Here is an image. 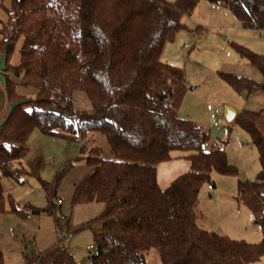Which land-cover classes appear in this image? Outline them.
Masks as SVG:
<instances>
[{"label":"trees","instance_id":"obj_1","mask_svg":"<svg viewBox=\"0 0 264 264\" xmlns=\"http://www.w3.org/2000/svg\"><path fill=\"white\" fill-rule=\"evenodd\" d=\"M0 26V61L6 53L5 92L11 115L0 128V216L7 202L3 178L28 174L23 161L33 130L79 142L104 136L112 158L101 147H81L88 172L74 185L72 204L102 203L104 211L89 223L96 253L90 264H148L159 252L162 264H252L264 256V110L242 111L236 122L258 151L261 169L254 181L239 182L237 200L253 215L262 241L249 244L202 229L200 191L211 174L236 173L226 148L205 149L210 136L179 117L187 89L182 69L161 60L167 42L185 29L184 19L201 1L223 5L245 29L264 32V0H10ZM22 40L19 62L8 64ZM263 81L222 76L239 93L264 92V55L238 46ZM32 87L36 98L18 93ZM86 93L91 111H77L74 95ZM179 151L191 171L161 189L157 167ZM43 183L53 203L61 180ZM38 161L30 172L38 176ZM8 212L23 217L8 198ZM34 213L39 214L38 211ZM72 234V232L70 233ZM4 257L0 251V264ZM24 264H80L60 242Z\"/></svg>","mask_w":264,"mask_h":264},{"label":"rangeland","instance_id":"obj_2","mask_svg":"<svg viewBox=\"0 0 264 264\" xmlns=\"http://www.w3.org/2000/svg\"><path fill=\"white\" fill-rule=\"evenodd\" d=\"M10 8V0H0V26L1 22L7 21L6 9ZM184 22L185 29L166 43L161 56L164 63L178 67L184 73L187 89L179 116L197 123L209 134L206 150L213 145L225 147L228 162L236 169L233 175L213 171L212 190L208 189V183L203 185L198 207L204 215L200 227L236 241L259 244L262 241L261 231L252 223L244 207L238 208L236 199L239 182L254 181L260 172L258 151L236 119L227 122L224 115L228 106L236 111L244 109L247 98L244 93L235 91L222 73L242 75L237 71L243 70L236 66H249L238 46L264 55V32L243 28L230 9L206 1H201ZM21 43L22 40L16 44L9 58L11 66L19 62ZM28 97L36 98L35 95ZM80 143L88 150L95 146L92 138L88 137L81 139ZM28 148L29 153L23 161L28 174L19 180L2 179L7 198V211L0 216L3 264H24L26 256L39 254L57 242L69 250L80 264H90L96 249H87L90 245L95 247L93 232L88 225L100 217L104 204H72L73 185L86 169V162L80 159L83 155L79 142L53 138L35 129L29 137ZM173 155L181 156L183 153L175 151ZM38 161L40 169L35 176L29 172ZM68 165L73 167L61 180L53 200L58 207L55 214L50 215L45 212L50 207V201L43 183L55 182L59 174L66 172ZM8 198L28 215L23 217L9 213ZM71 232L72 237L68 238ZM147 260L148 264H162L156 249L148 252ZM252 264H264V256Z\"/></svg>","mask_w":264,"mask_h":264},{"label":"crops","instance_id":"obj_3","mask_svg":"<svg viewBox=\"0 0 264 264\" xmlns=\"http://www.w3.org/2000/svg\"><path fill=\"white\" fill-rule=\"evenodd\" d=\"M202 37H203V34H202ZM236 68L239 70H241V69L243 70L242 72L237 71L239 74H242V75H237L235 73H231V74L246 77V78L252 79V80L257 81V82L263 81L262 74L256 68L252 67L251 65H249V66H246V65L245 66H236ZM18 93L22 96L28 97L29 95H36V90L32 87H27V88L19 87ZM244 94L247 98L246 99L247 103L245 105V108L242 109L241 111L249 110V111L257 112V111L264 110V92H258V93L252 94V95H248L247 93H244ZM8 106H9V104L7 101L5 88L3 86V83L0 80V121L4 120V118L7 116ZM74 106H75V109L77 111H91L92 110V105H91L86 93L81 92V91L76 92L74 95ZM241 111H236L237 112L236 117L239 115V113ZM213 123H215V122L213 121ZM199 127L204 131V129L200 125H199ZM204 132H206V131H204ZM88 138L89 139L92 138V141H94V145H95L94 147H101L102 148L103 153L105 154L104 159H111L112 158L111 147L109 145V142L107 141V139L104 136L100 135L99 133H94V134L89 135ZM214 147H219V146L213 145L211 149H213ZM211 149H209L207 151H210ZM191 167H192L191 161L187 157H185L184 154L181 156H177V155H173V153H172V159L170 161L161 163L157 167V182H158L159 187L161 189H166L177 178H179L180 176L190 172ZM88 170L89 169L86 166V169L84 170L82 177L88 172ZM74 185H75V183H74ZM74 185H73V192H74ZM212 186L214 188L213 184H212ZM73 192H72V197H73ZM236 199H237V196H236ZM198 207H199V201H198ZM241 207H244L243 209H244L245 213L250 217V219L252 220V223H253L252 213L245 206H243L239 203L238 208L240 209ZM203 219H204V215H203V213H201V218L198 221L199 226H200L201 220H203ZM257 229H259L261 231V229L259 227H257ZM261 234H262V232H261ZM262 238H263V236H262Z\"/></svg>","mask_w":264,"mask_h":264},{"label":"water","instance_id":"obj_4","mask_svg":"<svg viewBox=\"0 0 264 264\" xmlns=\"http://www.w3.org/2000/svg\"><path fill=\"white\" fill-rule=\"evenodd\" d=\"M5 64H6V53L3 54V56L1 57V61H0V80L3 83V86L5 88L6 86V80H5ZM15 108L14 105H9L8 106V114L7 116L4 118V120L0 121V128L4 126V124L7 122L9 116L11 115L13 109ZM236 110L232 107H226L225 108V119L227 120V122H232L235 118H236Z\"/></svg>","mask_w":264,"mask_h":264},{"label":"built area","instance_id":"obj_5","mask_svg":"<svg viewBox=\"0 0 264 264\" xmlns=\"http://www.w3.org/2000/svg\"><path fill=\"white\" fill-rule=\"evenodd\" d=\"M80 144V146L82 147V143H79ZM209 190H212L213 189V186L212 185H209ZM72 237V234H69V236H68V238H71ZM66 241H67V239H66ZM88 251H92L93 249H95V247H93L92 245H90V246H88Z\"/></svg>","mask_w":264,"mask_h":264}]
</instances>
